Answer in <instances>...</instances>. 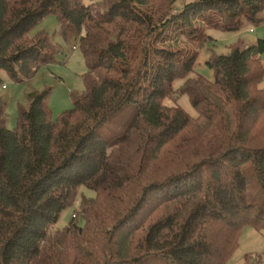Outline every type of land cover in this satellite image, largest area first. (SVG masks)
<instances>
[{
  "label": "trees",
  "instance_id": "16d2710c",
  "mask_svg": "<svg viewBox=\"0 0 264 264\" xmlns=\"http://www.w3.org/2000/svg\"><path fill=\"white\" fill-rule=\"evenodd\" d=\"M49 14L66 42L78 40L85 91L56 121L52 87L29 92L14 130L0 100V264H227L246 227L264 235V201L249 202L244 173L250 162L264 192V39L213 52L214 80L194 69L207 28L259 26L264 0H0V72L13 81L58 61L48 32L31 35ZM128 109L132 119L107 138ZM82 188L95 196L82 194L56 229Z\"/></svg>",
  "mask_w": 264,
  "mask_h": 264
},
{
  "label": "rangeland",
  "instance_id": "374dc122",
  "mask_svg": "<svg viewBox=\"0 0 264 264\" xmlns=\"http://www.w3.org/2000/svg\"><path fill=\"white\" fill-rule=\"evenodd\" d=\"M87 3L94 0H85ZM191 1V0H187ZM48 32L55 42L59 44L62 51L57 56V62L42 66L34 76L24 82H15L5 71L0 72V100L6 104L7 127L14 130L17 127L18 108L20 105H26V96L29 92H43L52 87V93L48 100L49 107L53 113V119L73 108L72 94H83L85 91L84 74L87 72V64L80 49L74 53L73 47L78 46V40L72 39L66 42L60 32L57 17L53 14L47 15L32 31L35 35L38 31ZM207 33L212 40L204 42L198 49V57L194 65L196 73H199L209 80H214V70L207 64L211 54H228L231 47L236 43L243 41L246 45L255 43L259 38L264 39V22L259 26H246L241 31L228 32L215 28H207ZM182 44L190 49L196 48V45L183 40ZM68 56V58H66ZM264 62V53L262 54ZM182 84V80L175 82V87ZM260 89H264V79L260 83ZM167 103H169L167 101ZM180 106L186 111L196 116V111L192 107L187 96L180 97L178 100ZM133 110L123 111L114 120L109 128L105 129L107 138H111L116 133H120L124 126L132 119ZM236 105L232 104L226 115V122L231 129L235 126ZM222 142L221 125L218 121L208 132L206 143L209 150H217ZM244 173L247 178L249 202L259 206L264 201V192L255 175L252 164L249 162L244 166ZM94 197L93 191L82 188L73 207L65 210L56 225V229H63L69 225L75 210H78L81 196ZM251 255L252 264H264V235L252 227H246L241 235L239 247L233 257L227 264H247L246 256ZM143 264H170L169 261L160 257H150L143 261Z\"/></svg>",
  "mask_w": 264,
  "mask_h": 264
},
{
  "label": "built area",
  "instance_id": "2783aa9c",
  "mask_svg": "<svg viewBox=\"0 0 264 264\" xmlns=\"http://www.w3.org/2000/svg\"><path fill=\"white\" fill-rule=\"evenodd\" d=\"M76 49H77V46H74V47H73L74 52L76 51Z\"/></svg>",
  "mask_w": 264,
  "mask_h": 264
}]
</instances>
